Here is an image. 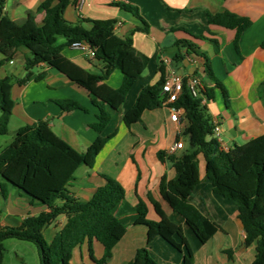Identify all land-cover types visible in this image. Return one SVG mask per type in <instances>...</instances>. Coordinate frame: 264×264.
Listing matches in <instances>:
<instances>
[{"label": "crops", "instance_id": "crops-1", "mask_svg": "<svg viewBox=\"0 0 264 264\" xmlns=\"http://www.w3.org/2000/svg\"><path fill=\"white\" fill-rule=\"evenodd\" d=\"M44 1L5 0L4 15L18 26L26 24L29 17H34L35 22L40 24L43 13H38L37 7ZM113 2L137 7L147 24V32L135 30L143 27L141 22L132 14L113 6ZM224 11L247 17L252 22L241 34L236 46L233 42L235 30L207 23V13ZM63 18L71 25H79L85 30L91 27L88 21L112 20L114 34L120 38L129 37L133 48L148 58L141 78L128 91L118 110L112 111L105 105L111 119L102 135L112 137L97 155L93 167H80L69 187L74 198L84 201L92 197L97 187L104 185L103 176L115 179L125 190L124 200L117 205L114 215L125 226L126 231L114 246L107 264H128L134 259L137 249L143 247L148 249L149 255L158 264L183 263L184 249L177 250L159 236L147 243V227L135 224V207L139 199L147 206L148 220H156L151 204L153 200L161 205L171 221L183 227L194 264H251L255 256L254 244H245L236 205L212 191L203 168H199L200 180L189 201L219 226L209 241L202 244L183 219L171 212L161 200L158 190L160 179H173L175 171L171 162H161L157 153L172 155L176 160L189 147L188 137L183 135L184 129L180 130L170 120L169 107L146 110L141 120L129 127L123 123L122 118L133 105L141 88L152 86L160 80L162 66L159 62L162 57L172 60L171 68L174 73L181 76L194 75L205 87H214L201 56L205 55L213 77L223 85L229 97L227 107L222 92L215 89L214 100L211 102H215L217 97L221 100V105H217V114L211 112L208 105L211 102H206V113H210L208 118L212 124H217L221 133L228 135L234 145H241L236 141L247 142L264 134V119H261L263 103L257 94L259 84L264 81V48L260 45L264 39V0H85L82 5H78L77 1L68 5ZM177 40L190 42L199 54L177 48ZM59 42L62 43L63 39ZM172 47L174 50H171ZM62 55L91 75H99L105 67L102 62L76 48L65 47ZM6 56V51L0 50V60H4ZM29 57L27 49L18 48L9 60L12 63L5 61L0 67V78L13 76L11 97L14 101L8 132L5 136H0V150L11 142L18 129L45 121L59 138L75 150L86 151L97 137L90 127L96 122L97 113V108L91 103V95L59 71L44 64L34 67L37 73L32 69V78L24 85L16 84V79L25 75L24 62ZM17 61H20V69L8 70L7 67L15 65ZM217 64L221 66V73L216 70ZM162 69L164 71L163 67ZM37 75H42V79L34 80ZM122 79L121 72L113 70L104 83L116 89L121 85ZM94 86L93 83L91 88ZM60 100L74 101L86 111L63 112L55 103ZM224 111H228L230 115L223 120L221 114ZM178 141L183 143V148L169 154ZM233 146L224 142L222 144L224 150ZM1 185L6 189V196L0 194V229L18 227L26 217L47 210L41 206H30L0 176V188ZM65 222L66 217L61 215L43 229L47 243L53 240ZM173 239L179 243L178 237ZM92 246L95 257L101 258L103 247L95 240ZM70 264H89L86 244L72 251Z\"/></svg>", "mask_w": 264, "mask_h": 264}, {"label": "trees", "instance_id": "trees-1", "mask_svg": "<svg viewBox=\"0 0 264 264\" xmlns=\"http://www.w3.org/2000/svg\"><path fill=\"white\" fill-rule=\"evenodd\" d=\"M75 2L76 0H45L37 7V12L43 13L40 24L35 22L34 17H29L26 24L18 26L4 15L5 0H0V50L7 53L4 60H0V67L13 58L18 48L23 47L28 50L30 57L24 62V77L16 79V84L24 85L32 78V69L38 64H44L89 92L91 103L97 108L96 122L90 125L97 137L84 152H78L59 138L45 121L18 129L11 142L0 150V176L3 180L16 189L30 206L47 209L26 217L18 227L0 229V264L4 251L2 243L11 238L32 243L36 248L39 264H70L72 251L83 244H86L89 264H107L114 246L126 231L125 226L114 215L115 208L125 197V190L118 181L103 176L104 185L97 187L92 197L86 201L74 198L69 187L80 167H93L97 155L112 137L102 135L111 119L105 105L112 111L118 110L128 91L141 78L148 58L133 48L129 37L120 38L114 34L112 20L88 21L91 24L89 30L65 21V8ZM112 5L132 14L141 22L143 27L135 30L147 32V24L137 7L118 2H113ZM206 16L209 25L235 30V46L241 34L252 24L247 17L228 11L207 13ZM59 39H63V42L60 43ZM74 42L86 43L94 51V59L104 64L99 75L89 74L62 55V50ZM260 45L264 48V39ZM175 46L199 54L196 47L186 40L175 41ZM201 56L214 82V87H205L204 96L211 102L214 100L215 89H219L225 106L228 107L226 89L213 77L208 58ZM160 69V80L152 86L141 88L133 105L123 115L122 120L127 127L139 122L146 110L160 108L166 101L167 96L161 93L163 69ZM113 70L120 71L123 76L121 85L116 89L104 83ZM40 79L42 75L34 77L36 81ZM93 83L95 86L91 88ZM12 85V75L0 78L1 136L8 132L14 106ZM257 94L263 103L264 112V81L259 84ZM55 103L63 112L86 111L83 106L71 100ZM169 106L183 110L182 117L186 121L183 135L188 137L189 147L176 160L172 155L157 153L159 160H169L175 171L173 179H160L158 190L161 200L171 212L183 219L202 244L212 238L219 226L189 201L200 180L198 161L201 159L212 191L236 205L245 244H254L255 256L251 264H264V134L224 150L212 137L213 124L200 98H193L183 87L178 99ZM0 194L6 196L3 185ZM151 204L156 216L154 221L147 219L148 209L143 201L139 199L135 207V224L147 227V243L159 236L177 250L184 249L182 264H194L183 227L171 221L158 202L151 200ZM61 215L66 217V222L53 240L47 243L43 229ZM174 237L179 238V243L174 241ZM94 240L103 247L101 258L94 255ZM128 264L158 263L151 258L148 249L143 247L137 249L134 259Z\"/></svg>", "mask_w": 264, "mask_h": 264}, {"label": "built area", "instance_id": "built-area-1", "mask_svg": "<svg viewBox=\"0 0 264 264\" xmlns=\"http://www.w3.org/2000/svg\"><path fill=\"white\" fill-rule=\"evenodd\" d=\"M76 1L78 5H82L85 0ZM70 47L82 50L91 58L95 57L94 51L91 50L86 43L74 42ZM9 63H12V61H9ZM159 63L164 68L161 93L167 96V99L164 102L163 106L169 107L170 120L176 125V127H178L180 130H183L186 125L185 119L181 116V114H183V110L170 107L169 104L178 99L180 92L182 91L183 87H185L193 98H200L201 104L205 105L207 102V98L204 96L205 86L199 80V78L194 75L181 76L174 73L171 68L172 60L170 58L162 57ZM212 134L222 146L223 141L221 137V131L217 124L213 125ZM182 148L183 143L181 141H178L174 144L169 154H172L177 150H181Z\"/></svg>", "mask_w": 264, "mask_h": 264}, {"label": "rangeland", "instance_id": "rangeland-1", "mask_svg": "<svg viewBox=\"0 0 264 264\" xmlns=\"http://www.w3.org/2000/svg\"><path fill=\"white\" fill-rule=\"evenodd\" d=\"M59 41H62V39H59ZM171 50H174V47H172ZM216 66H217L216 70L217 71L219 70L221 73L222 72L221 66L219 64H217ZM7 68L8 70H14L15 68L19 70L20 61H17L15 65L8 66ZM33 72L37 73V69L34 68ZM208 105L210 106L211 112H216L217 114V105L218 106L221 105L220 97H217L215 102H211ZM208 114L207 116L209 117L210 113ZM229 115L230 113L228 111H224V113L221 114V118L224 120L228 118ZM261 119H264L263 112H261ZM221 136L224 143H227L229 146L234 145V143H232L231 140L229 139L228 135H224L223 133H221ZM212 137H214L213 134ZM243 142L245 141L242 140L236 141L237 144H242ZM198 167L203 168V162L201 159L198 161ZM2 244L4 251H3V259L1 264H39L37 251L32 243L11 238L3 241Z\"/></svg>", "mask_w": 264, "mask_h": 264}]
</instances>
